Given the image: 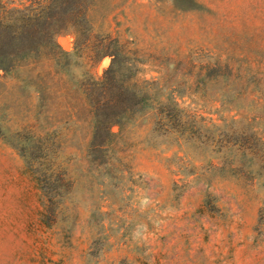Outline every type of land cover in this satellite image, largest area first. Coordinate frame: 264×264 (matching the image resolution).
I'll return each mask as SVG.
<instances>
[{
	"label": "rangeland",
	"instance_id": "1",
	"mask_svg": "<svg viewBox=\"0 0 264 264\" xmlns=\"http://www.w3.org/2000/svg\"><path fill=\"white\" fill-rule=\"evenodd\" d=\"M87 2L142 100L92 139L71 32L0 70V264H264V0Z\"/></svg>",
	"mask_w": 264,
	"mask_h": 264
},
{
	"label": "trees",
	"instance_id": "2",
	"mask_svg": "<svg viewBox=\"0 0 264 264\" xmlns=\"http://www.w3.org/2000/svg\"><path fill=\"white\" fill-rule=\"evenodd\" d=\"M89 6L87 0H24L16 4L0 1V70L21 67L28 58V64H35L44 48L50 52L62 50L56 36L63 31L74 35L76 49L87 50L93 62L111 55L103 73L89 74L87 82L94 120L92 139H96L104 133L114 135L112 125L121 127L122 117L142 99L136 98V92L129 91V85L116 76L122 74L121 45L108 34L92 33ZM58 24L61 26L56 27Z\"/></svg>",
	"mask_w": 264,
	"mask_h": 264
}]
</instances>
